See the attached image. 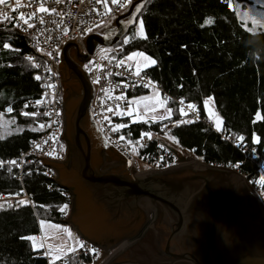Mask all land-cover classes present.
Here are the masks:
<instances>
[{"label": "trees", "instance_id": "obj_1", "mask_svg": "<svg viewBox=\"0 0 264 264\" xmlns=\"http://www.w3.org/2000/svg\"><path fill=\"white\" fill-rule=\"evenodd\" d=\"M142 5L138 19L145 36L131 28L128 42L119 45L124 56L143 52L157 62L145 70L177 111L151 126L127 117L124 130L132 139L144 129L160 130L181 117L180 101L195 105L202 119L210 121L204 101L211 98L220 130L203 120L183 124L169 135L204 162L237 169L257 187L264 169V30L249 32L229 0H148ZM30 43L20 31L0 25V112L11 109L20 124L36 129L0 139V164L8 163L0 165V196L26 192L34 206L0 205V264H91L93 256L76 253L52 263L26 239L40 235L41 221L62 223L67 214L60 210L70 204L63 189L49 188L52 181L41 164L24 168L22 183L16 179L19 168L10 164L38 136L40 124L39 118L18 114L24 101L41 95L37 71L27 58Z\"/></svg>", "mask_w": 264, "mask_h": 264}, {"label": "water", "instance_id": "obj_2", "mask_svg": "<svg viewBox=\"0 0 264 264\" xmlns=\"http://www.w3.org/2000/svg\"><path fill=\"white\" fill-rule=\"evenodd\" d=\"M146 1L130 0L105 26L90 31L83 39L88 54L71 39L62 47L61 64L53 63L63 89L72 92L63 95L67 159H43L55 170L57 186L71 194L65 222L108 253L102 264H264V202L247 177L200 164L160 136L154 139L176 155L174 166L135 172L92 117L94 90L83 65L99 45L123 39ZM72 75L81 95L69 83Z\"/></svg>", "mask_w": 264, "mask_h": 264}, {"label": "built area", "instance_id": "obj_3", "mask_svg": "<svg viewBox=\"0 0 264 264\" xmlns=\"http://www.w3.org/2000/svg\"><path fill=\"white\" fill-rule=\"evenodd\" d=\"M129 3L130 0H116L115 4L112 0H100L99 3L97 0H4V3L0 4V25L20 31L31 41L30 46L34 50L31 49L27 58L37 71L39 77L37 80L41 88V95L38 98L27 99L18 109L19 116L40 119L37 127L38 136L31 140L27 150L10 163L19 168L20 174L16 179L21 183L24 168L35 163L41 164L45 175L51 179L52 184L49 188H59L53 179L57 177L55 170L45 166L43 159V157L57 161L67 159L68 148L62 137L64 89L59 74L53 68V63L61 64L62 47L71 39L77 38L83 52L88 54L83 39L90 34V31H97L106 25ZM41 6L49 10L55 9V12L40 13L37 9ZM21 14L28 18L31 28L20 18ZM124 54L125 49L119 43L111 47L99 45L86 62L91 64L90 70L86 72L94 90L90 106L92 117L108 142L129 161L135 172L144 173L172 167L176 163V155L168 146L154 138L161 137L183 124H192L204 119L196 107L190 109L189 104L180 101V107L185 111L180 119L163 125L158 131L144 129L137 138L132 139L130 137L132 133L124 130L127 127L124 124V116L131 98L135 94L147 92L151 87L158 88L161 94L162 91L152 80L149 70H142L141 75L136 76L134 69L124 62ZM205 123L214 126L211 121ZM118 124H124L125 127L117 128ZM6 164L8 163L0 165ZM64 194L70 200L64 213L69 214L72 198L70 192L64 190ZM21 201L25 206L34 208L26 192L15 196H0V202L11 206H17ZM84 245L85 247L78 250V255L95 257L101 254L102 257H108L105 250L87 242ZM93 248L96 250L94 253L91 251Z\"/></svg>", "mask_w": 264, "mask_h": 264}, {"label": "rangeland", "instance_id": "obj_4", "mask_svg": "<svg viewBox=\"0 0 264 264\" xmlns=\"http://www.w3.org/2000/svg\"><path fill=\"white\" fill-rule=\"evenodd\" d=\"M229 4L230 7L236 12L239 19L244 23L245 28L249 32L257 33L259 31L264 30V0H246L243 2H235L233 0H229ZM141 9L139 10V12L141 11ZM139 12L134 18V26L129 27L127 29L122 39L124 43H127L130 38V36H127V32L131 28L135 30L137 36L139 37L145 36L144 29L143 28L141 29L140 22L138 19ZM130 54H128L127 56H129ZM127 56H125L124 62L128 66L132 67L134 71L136 70V64L140 65L141 71L152 66V65L145 66V61L143 57H135L134 60L129 61L127 60ZM83 67L85 71L90 70L91 64L86 63L85 65H83ZM141 96L147 97L148 99L146 101H140V103L137 104L136 101L139 100ZM207 101H208V106L207 108L205 107V109L208 114V119L213 123V125L217 130H220L222 124L220 117L218 116L217 111L215 109L213 100L207 99ZM145 104L148 105L147 108L145 107ZM169 105L171 106V103L168 102L165 99V97L162 96L158 88L151 87V89L148 90L147 92L135 94L131 98V107L133 108L134 111L131 116H129L128 112L126 111L124 120L125 118L128 117V120L131 123H143L148 126H151L152 124H160L162 122H165L166 120L173 118L176 114L177 110H175L173 106L170 107ZM179 108L182 109V107L180 106ZM181 109H180V113H181ZM181 116L183 115L181 114ZM180 118L181 117H179L178 119ZM260 118L262 117L259 115V119ZM29 130L36 131L35 126L31 124L28 125L20 124L18 119L15 116L11 115L10 111L0 112V139H5L12 135L21 134ZM169 132L170 131H168L164 135H161V137H164L167 140L171 141L180 149L191 154L192 157L199 158L196 154L180 146L179 143L171 135H169ZM198 160H202V159L199 158ZM235 170L242 176L247 177L246 175L240 173L237 169ZM257 183H258L257 187H255L250 182L248 184L254 187L255 191L260 196L261 200L264 202V169H263V174L261 178L257 181ZM3 204L5 203L0 202V205ZM68 215L69 214H67V217ZM66 219L62 223H55L52 221H43V223H41L42 222L41 221L40 235L35 237L36 238L35 248L41 249L48 256V258L52 263L54 261H60L64 258H67L71 254L74 253L77 254L78 249L81 247V243L83 244L85 243L82 242V240L78 236V233L73 229V227L65 222ZM57 225H59V227H57ZM105 258H107V256L102 257L101 254L96 255L95 257H93V263L91 264H102L105 261Z\"/></svg>", "mask_w": 264, "mask_h": 264}, {"label": "snow or ice", "instance_id": "obj_5", "mask_svg": "<svg viewBox=\"0 0 264 264\" xmlns=\"http://www.w3.org/2000/svg\"><path fill=\"white\" fill-rule=\"evenodd\" d=\"M99 2H100V0H97V3H99ZM3 3H4V0H0V4H3ZM112 3L115 4V3H116V0H112ZM15 10H16V9L14 8L13 11H15ZM37 11L40 12V13H45V12H49V11H51V12L54 13V12H55V9H51V10H49V9H47V8H45V7H43V6H41V7H39V8L37 9ZM20 18L24 20V23L27 24L29 28L32 27V25L28 22V18L24 17L23 14H21V17H20ZM140 26H141V29H142V28H143V22H142V21L140 22ZM125 42H127V41H125ZM4 47H5V48H8L9 45H8V44H4ZM135 57H143V59H144V61H145V66L155 65V64L157 63L154 59H152V58L149 57V56H146L143 52H132L129 56H127V60H129V61L134 60ZM86 67H87V65H86ZM135 75H136V76H140V75H141V68H140V65H139V64H136ZM36 78L39 79V77H36ZM144 86L147 87V85H144ZM117 99H121V97H117ZM147 99H148L147 97L141 96V97L139 98V100L136 101V103L139 104L140 101H146ZM209 99H211V98H209ZM158 102H159V101H158ZM37 103H39V101H37ZM204 104H205V107L207 108V106H208V101L205 100V101H204ZM145 107L147 108L148 105L145 104ZM188 107L191 109V108H194L195 105H193V104H189ZM9 111H11V109H9ZM109 111H112V109H109ZM133 111H134V110H133V108L131 107V102H129V107H128V110H127L128 115L131 116V115L133 114ZM58 114H59V113H57V115H58ZM121 114H123V113H121ZM181 114H182V115L185 114L184 111H183V109H181ZM25 115H28V113H25ZM45 115H48V113H45ZM257 119H259V113L257 114ZM41 127H43V125H41ZM116 127H117V128H124L125 125H124V124H118ZM148 135L150 136V134H148ZM120 139H123V137H120ZM240 139H243V137H240ZM253 141H254V142L256 141V137L253 138ZM161 159H162V157H161ZM21 203H23V201H21ZM67 207H68V205L65 204V205L63 206V208H61V210H60L61 213H63L64 210L67 209ZM41 223H43V221H42ZM57 227H59V225H57ZM26 239H28V240H30V241H33V245H32V246H33V248L36 247V244H35V239H36V238H35V236H28V237H26ZM81 247H85V245H84L83 243H81ZM91 251L94 253L96 250L93 248V249H91Z\"/></svg>", "mask_w": 264, "mask_h": 264}, {"label": "flooded vegetation", "instance_id": "obj_6", "mask_svg": "<svg viewBox=\"0 0 264 264\" xmlns=\"http://www.w3.org/2000/svg\"><path fill=\"white\" fill-rule=\"evenodd\" d=\"M134 1V0H133ZM115 25H116V22H115ZM117 26V25H116ZM117 32H118V28H117ZM117 32L115 33V35L117 34ZM99 35H101L102 37H104V35H102V34H100V33H98ZM115 35H113V36H115ZM113 36H111V37H113ZM111 37H105V38H111ZM69 83L70 84H72L73 86H77L78 88H79V92L77 93L78 95H81L82 94V88H81V85H80V83L78 82V80L76 79V77L74 76V75H72V77H71V79L69 80ZM66 92H67V95L68 94H72V92H71V88H68V89H66L65 87H64V95H66ZM66 95V96H67ZM91 121H92V119H91ZM63 139H64V141L65 142H67V139H66V135H65V133H64V131H63Z\"/></svg>", "mask_w": 264, "mask_h": 264}, {"label": "bare ground", "instance_id": "obj_7", "mask_svg": "<svg viewBox=\"0 0 264 264\" xmlns=\"http://www.w3.org/2000/svg\"><path fill=\"white\" fill-rule=\"evenodd\" d=\"M198 163H200V164H203L200 160H198V159H196V158H194ZM204 165V164H203ZM232 172V171H231ZM234 173H236V174H238L237 172H235V171H233ZM240 175V174H239ZM244 180H245V182H246V179L245 178H243ZM247 183V182H246ZM111 256H113L112 254H111ZM110 259H111V257H110Z\"/></svg>", "mask_w": 264, "mask_h": 264}, {"label": "crops", "instance_id": "obj_8", "mask_svg": "<svg viewBox=\"0 0 264 264\" xmlns=\"http://www.w3.org/2000/svg\"><path fill=\"white\" fill-rule=\"evenodd\" d=\"M69 216H70V215H69ZM73 229H74V228H73ZM78 236H79V238L82 240V242H85V239H84V238H82V237L80 236V234H79V233H78ZM80 248H81V247H80ZM80 248H79V249H80ZM79 249H78V250H79ZM55 262H58V261H54L53 263H55Z\"/></svg>", "mask_w": 264, "mask_h": 264}]
</instances>
